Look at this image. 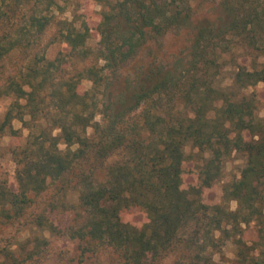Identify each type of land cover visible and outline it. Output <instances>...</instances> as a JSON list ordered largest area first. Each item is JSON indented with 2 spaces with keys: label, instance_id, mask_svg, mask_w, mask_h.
I'll return each instance as SVG.
<instances>
[{
  "label": "trees",
  "instance_id": "16d2710c",
  "mask_svg": "<svg viewBox=\"0 0 264 264\" xmlns=\"http://www.w3.org/2000/svg\"><path fill=\"white\" fill-rule=\"evenodd\" d=\"M57 5L0 0V99L12 100L0 136L19 135L15 120L28 130L9 152L14 186L0 176V264H46L45 233L77 254L59 264L103 253L116 256L113 264H161L171 254L178 264H213L217 234L233 238L235 264H264V118L254 95L242 93L264 85V0H104L96 49L87 47L88 24L57 20ZM183 33L185 57L164 65L149 44ZM236 49L245 56L234 60L232 86H214ZM144 50L152 59L127 71ZM14 57L21 61L6 72ZM83 81L91 87L79 93ZM187 146L201 154L198 165L189 167ZM233 153L245 158L239 178L225 185L221 203L205 204L202 193ZM58 187L77 196L63 206L71 218L61 228L52 220L58 206H42ZM133 209L144 216L139 225L124 217ZM21 223L37 232L2 236Z\"/></svg>",
  "mask_w": 264,
  "mask_h": 264
},
{
  "label": "rangeland",
  "instance_id": "374dc122",
  "mask_svg": "<svg viewBox=\"0 0 264 264\" xmlns=\"http://www.w3.org/2000/svg\"><path fill=\"white\" fill-rule=\"evenodd\" d=\"M119 1V0H111ZM104 0H58V5L53 9V15L57 20H74L76 25H79L81 22L87 23L90 27V38L87 42V47L90 49H96L99 42V35L97 32V26L101 21V12L103 10ZM55 27H53L47 34V36L42 41L46 43L51 37L52 32ZM188 35L183 33L181 35L168 34L164 39L160 41L159 44L150 43V50H155L158 60L164 65H174L175 62L181 58L183 59L186 55V47L188 45ZM63 49L62 45H56L50 48L48 52L49 58H54L60 50ZM235 51V50H234ZM224 57V62L221 63L224 65V70L221 74L215 79L216 87H222L224 89L232 86L234 78V60L238 57L239 61L242 62L244 52L239 49H236V52ZM152 59L149 58L147 50L143 51L138 57L137 62H132L128 67L127 71H132L134 66H143ZM241 59V60H240ZM20 58L14 57L7 61L6 72L12 69L14 64L20 62ZM247 61V60H245ZM246 63V62H244ZM247 64V63H246ZM261 68H264V59L259 61ZM131 70V71H130ZM91 83L88 81H83L78 88L79 93H83L89 90ZM246 96L254 95L256 99V114L260 118H264V85L259 83L256 87H249L242 91ZM11 99H0V124L3 121V118L11 104ZM100 117L97 116L96 121H100ZM12 126L15 130L19 131L17 137L11 136L9 132L4 133L0 136V176L7 179L11 187L14 186L13 171L14 166L10 158V149L16 146H20L24 143L26 136L28 135V130L25 129L21 122L18 120L13 121ZM91 133V130L88 131ZM61 149H64L63 145H60ZM185 153L193 157V162L189 164V167L192 165H198L200 161L199 151L193 149L190 146L185 148ZM208 154L205 153L203 158H207ZM221 177L213 184L210 189L204 190L202 193V201L208 205L219 204L222 201V193L225 185L237 180L239 178L240 172L245 166V158L242 154L233 153L229 157L225 158L221 164ZM197 170L193 171V174L189 175L185 179L184 187L194 183L195 176H197ZM43 209L50 210L51 203L57 205L55 214L52 216V220L56 226L61 228L66 224V222L71 218L69 213H65L66 208L64 205L70 206L75 205L77 202V196L74 192L68 190L66 194L60 191V187L53 188L43 199ZM228 207L231 210H235L237 205L235 202H230ZM125 219L130 222L132 225H139L143 222L144 216L142 212L137 209H133L124 215ZM248 236H252V231L246 229ZM36 228L32 226H25L24 223L11 225L8 228L4 229L2 236L6 238H15L18 240L31 237L36 233ZM45 236L50 242V249H52V258L46 262V264H59L58 259L63 260H73L76 259L77 254L74 252L73 246L65 239H57L54 236H50L48 233H45ZM219 237V244L221 245L219 250H209V256L213 264H235V252L236 246L234 244L233 238L225 239L223 234H217ZM219 251V252H217ZM60 255V256H59ZM59 256V257H58ZM116 261V256L113 254H101L97 260L93 259L92 261L87 262L86 264H113ZM180 262L178 254H171L165 258L161 264H178ZM62 264V262L60 263ZM71 264H76L71 263Z\"/></svg>",
  "mask_w": 264,
  "mask_h": 264
}]
</instances>
